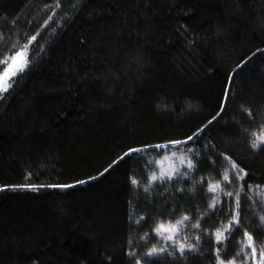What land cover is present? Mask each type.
Masks as SVG:
<instances>
[{"label": "trees", "instance_id": "1", "mask_svg": "<svg viewBox=\"0 0 264 264\" xmlns=\"http://www.w3.org/2000/svg\"><path fill=\"white\" fill-rule=\"evenodd\" d=\"M29 40L0 93V264H246L245 232L264 251V0H0V75ZM184 216L182 255L154 229Z\"/></svg>", "mask_w": 264, "mask_h": 264}, {"label": "snow or ice", "instance_id": "2", "mask_svg": "<svg viewBox=\"0 0 264 264\" xmlns=\"http://www.w3.org/2000/svg\"><path fill=\"white\" fill-rule=\"evenodd\" d=\"M18 58H22L23 63L18 64L17 63ZM4 63L7 64V61H5ZM13 66H14V70H12ZM26 66H27V57L25 55L24 50L17 51L11 57V64L7 65L5 67L2 75H0V93H5L9 90V88L12 86L13 77H15L19 72H22ZM221 111H223V108L221 109ZM218 115H219V113H218ZM249 115H251L250 112H249ZM252 136H253V140L251 143V147L253 149L260 148L262 145H264V132H260V133L254 132V133H252ZM193 139H194V136H190L184 141H171V142H169V144L157 145L154 147H156L157 149L169 148V147H171L173 149H177L179 145H186L189 143V141H192ZM179 150L181 151V155H179L177 157V159L179 160V165L186 168L187 171L181 172V168L178 166H175L174 163L169 169H165L163 166V161H157L156 163L160 167V172H159V174H157L156 172H153V174L151 175V177L149 179L148 187H151L153 185V183L157 182V181L163 182L165 179L172 180L178 175L179 176H185L195 168V164L193 162V159L188 156V153H192L194 151V149L192 147H188L187 149H179ZM139 151H142V150L141 149H132L128 153H125V156H129L133 152H139ZM172 155L175 156L176 153L173 152ZM164 160H171V157H164ZM231 172L233 174H235L234 177L230 176L229 172L226 171L225 174L223 175V178H222L224 182L232 183L233 178L235 180H238V181H243L244 177L247 175V173H245L242 169H238V166L234 162L231 164ZM81 183H83V182H81ZM131 183L136 185L139 182L136 181L135 179H132ZM29 187H31V186H29ZM64 187H72V185H66ZM248 187H249V190H251L252 186H248ZM147 190H148V188H145V191H147ZM222 190H224V189L222 188V185L219 181H217L214 184H209L208 191L211 193H217L218 191H222ZM241 190H243V185H241ZM240 194H241L240 192H237L235 194L233 192H230V191L226 192V195H228L230 197L235 195L236 212H235V216L233 217V219L229 222V224L223 230H217V232H216L217 243H220L222 240H224L226 238L225 232H230L234 226L238 227L240 224V212H239ZM219 202L220 201H219L218 197H214L213 198V204L209 205V207L214 208L216 206V204H218ZM188 219H189L188 216H184L181 220H177L175 223L165 224V223L161 222L154 229V232L156 233V235L160 236L164 240L170 241V242H175L178 245L179 251L181 252L182 255L185 252L186 247L189 251L193 250V247H194L192 245H185L183 243H180L179 240L176 239L179 235L181 228L184 226V222L187 221ZM260 219L262 222H264V216H261ZM194 227L199 228L200 224L197 223L196 225H194ZM244 236L247 238V244L242 246L240 251L244 252L245 248H250L251 252H252V258L255 259L256 254H257V249L254 246L253 237L248 232H245ZM165 250L166 249H164V248L153 247L147 253V255L148 256L157 255L160 252H164ZM130 255H135V254L130 253ZM237 255H239V253ZM259 257H260V264H264V251L260 252ZM216 259L218 261V264H224V261L221 259L220 255H219V250H218V254H217ZM137 264H139V261H137ZM229 264H234V261H229Z\"/></svg>", "mask_w": 264, "mask_h": 264}, {"label": "rangeland", "instance_id": "3", "mask_svg": "<svg viewBox=\"0 0 264 264\" xmlns=\"http://www.w3.org/2000/svg\"><path fill=\"white\" fill-rule=\"evenodd\" d=\"M53 18V17H52ZM32 45V42L31 40L27 41L26 43H24L21 48H20V51L21 50H24L25 52V55H26V52L29 50V47ZM17 62H20L23 63V59L22 58H18L17 59ZM178 156H173L171 155V160H166L163 165H166V167L169 169L172 165H173V162L176 160L178 161L177 159ZM160 168V167H159ZM158 236V235H157ZM180 237V233L178 235V237L176 239H178ZM158 239H159V242L160 244H163L164 242L166 243H171L170 241H166L164 240L163 238H161L160 236H158ZM180 239V238H179ZM247 250H251L250 248H245L244 252H242V263H246V264H260V257H259V253L256 254V257L255 259L252 258V252L251 254L247 253ZM226 264V263H224Z\"/></svg>", "mask_w": 264, "mask_h": 264}]
</instances>
